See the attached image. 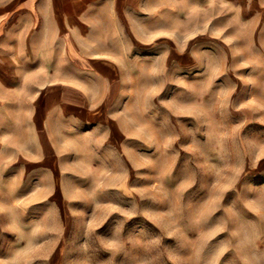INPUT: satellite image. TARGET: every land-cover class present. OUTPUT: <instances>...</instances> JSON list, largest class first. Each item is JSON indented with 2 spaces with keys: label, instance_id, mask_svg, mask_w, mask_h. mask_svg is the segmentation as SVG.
<instances>
[{
  "label": "rangeland",
  "instance_id": "1",
  "mask_svg": "<svg viewBox=\"0 0 264 264\" xmlns=\"http://www.w3.org/2000/svg\"><path fill=\"white\" fill-rule=\"evenodd\" d=\"M142 21L111 121L0 177V264H264V22Z\"/></svg>",
  "mask_w": 264,
  "mask_h": 264
},
{
  "label": "crops",
  "instance_id": "2",
  "mask_svg": "<svg viewBox=\"0 0 264 264\" xmlns=\"http://www.w3.org/2000/svg\"><path fill=\"white\" fill-rule=\"evenodd\" d=\"M207 0H0V177L102 127L141 22ZM264 22V0H219Z\"/></svg>",
  "mask_w": 264,
  "mask_h": 264
}]
</instances>
